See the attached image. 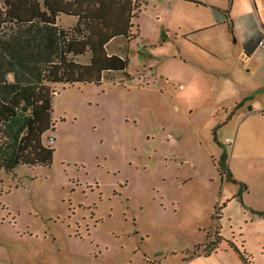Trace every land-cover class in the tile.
Instances as JSON below:
<instances>
[{"label": "rangeland", "instance_id": "374dc122", "mask_svg": "<svg viewBox=\"0 0 264 264\" xmlns=\"http://www.w3.org/2000/svg\"><path fill=\"white\" fill-rule=\"evenodd\" d=\"M145 2L126 71L56 87L52 163L0 169V264H264V117L227 124L260 26Z\"/></svg>", "mask_w": 264, "mask_h": 264}, {"label": "trees", "instance_id": "16d2710c", "mask_svg": "<svg viewBox=\"0 0 264 264\" xmlns=\"http://www.w3.org/2000/svg\"><path fill=\"white\" fill-rule=\"evenodd\" d=\"M144 5L142 0H0V169L52 163L54 148L44 135L55 128L56 87L102 84L105 72L126 71L129 59L109 53L108 45L120 36H139L132 29L139 30L134 18ZM60 14L77 18L75 26L61 27ZM225 14L229 17V9ZM87 53L89 62L76 60ZM210 245L211 252L217 242Z\"/></svg>", "mask_w": 264, "mask_h": 264}, {"label": "crops", "instance_id": "0c3cea01", "mask_svg": "<svg viewBox=\"0 0 264 264\" xmlns=\"http://www.w3.org/2000/svg\"><path fill=\"white\" fill-rule=\"evenodd\" d=\"M145 1L146 0H144V2ZM199 2H203L205 3V5L200 4ZM220 2L221 3H218L215 0H210V1H207V0H147V5L148 4L154 5L156 9H160V10H164L165 6L170 8L173 5H178V4L187 5L186 7H193V8L201 7L202 9L204 8L206 11L205 15L207 17L208 22L222 21L225 23L230 18H231L230 19L231 21L233 20L232 17L234 16L235 9H238V11L244 14L245 18L242 20L243 24H247L248 26L252 27L254 25H252L251 23H253L254 20L257 21V23L260 26V28H258L259 29L258 34L260 36L259 40L261 38H264V0H233L230 6H229L230 0H228V3L226 5H224L225 0H221ZM145 5H146V2H145ZM160 5L162 6L160 7ZM226 9H229L230 18L226 17V14H225ZM219 13H223V14L220 16ZM141 15L142 14L140 13V15L136 19L137 20L136 24L138 25H139V19ZM186 18H187V15H186ZM134 29L136 28L134 27ZM141 35L142 33L140 31L139 38H141ZM115 39H113L111 42H113ZM241 48H242L243 55H247V59L253 60L254 68L246 69V72L249 73L247 79H251L252 82L250 83L246 82L244 84H237V81H234V84H232L233 92H235L234 95H236L234 99H236V105L247 97H249V99H247L244 102V104L241 106L242 108L238 107L235 109L236 107L235 105L234 108L230 110V113L228 115L229 118L227 119V124L236 119H239L242 122L244 121V119H246L248 116H251V115H254L260 118L264 117V48L260 46L259 48L251 46L250 41L248 40V36L246 35L242 37V47ZM115 54H118V53H115ZM242 74L243 76H245V72H243ZM229 81H233V78L230 79ZM249 106L251 107V109H249ZM228 112L229 110L227 111V113ZM220 248L221 249L219 248L216 249L215 253L223 249L222 245Z\"/></svg>", "mask_w": 264, "mask_h": 264}, {"label": "built area", "instance_id": "2783aa9c", "mask_svg": "<svg viewBox=\"0 0 264 264\" xmlns=\"http://www.w3.org/2000/svg\"><path fill=\"white\" fill-rule=\"evenodd\" d=\"M258 44L260 47L264 48V38H261L259 41H258Z\"/></svg>", "mask_w": 264, "mask_h": 264}]
</instances>
